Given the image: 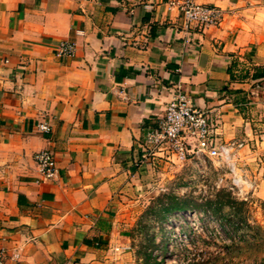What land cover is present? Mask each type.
Masks as SVG:
<instances>
[{"label": "crops", "instance_id": "obj_1", "mask_svg": "<svg viewBox=\"0 0 264 264\" xmlns=\"http://www.w3.org/2000/svg\"><path fill=\"white\" fill-rule=\"evenodd\" d=\"M182 1L0 0V248L19 254L8 264H134L130 210L170 161L142 141L178 92L217 140L242 142L238 164L264 199V79H251L264 66V0H192L220 16L188 27ZM64 41L73 55H56Z\"/></svg>", "mask_w": 264, "mask_h": 264}, {"label": "rangeland", "instance_id": "obj_2", "mask_svg": "<svg viewBox=\"0 0 264 264\" xmlns=\"http://www.w3.org/2000/svg\"><path fill=\"white\" fill-rule=\"evenodd\" d=\"M165 163L153 169L145 193L129 213L124 235L134 264H264V199L231 193L233 206L222 205L215 216V205L206 201L228 191L216 188L211 161L204 173L190 165ZM170 196L193 199L199 206L164 212Z\"/></svg>", "mask_w": 264, "mask_h": 264}, {"label": "built area", "instance_id": "obj_3", "mask_svg": "<svg viewBox=\"0 0 264 264\" xmlns=\"http://www.w3.org/2000/svg\"><path fill=\"white\" fill-rule=\"evenodd\" d=\"M180 9L185 27L193 23L199 26L214 25L220 16L217 9L195 4L192 0H183ZM74 49V44L64 41L61 42L56 55L71 56ZM37 129L44 133L51 132V126L44 122L38 123ZM242 145V142L217 140L207 114L195 108L180 92L167 103L164 114L157 123L146 129L142 141L146 153L163 151L170 161L175 158L179 163L188 164L199 173H204L207 160L211 161L217 172L216 188L226 189L245 199L248 195L255 194L260 180L246 166L238 164L236 151ZM34 160L45 179L49 180L57 175L56 163L50 149L37 151ZM257 162L264 170V159L260 157ZM18 260V252L8 255L5 249L0 248V264Z\"/></svg>", "mask_w": 264, "mask_h": 264}, {"label": "trees", "instance_id": "obj_4", "mask_svg": "<svg viewBox=\"0 0 264 264\" xmlns=\"http://www.w3.org/2000/svg\"><path fill=\"white\" fill-rule=\"evenodd\" d=\"M234 62L233 64H231V66H229L227 68L228 73L231 75V77H233V70L232 67L234 66ZM245 75V74H244ZM251 79L255 80V81H261L262 79H264V66L262 65H255L254 66V72L251 74ZM223 193H218L217 197L215 198V200H207L206 201V205L207 206H211V205H215V207L213 208L212 214L215 216H218L219 212L221 210L220 207L222 205H229L230 207L233 206V201H231L230 199V194L231 192L228 191L227 193L223 194L224 196H226L225 199H223L222 195ZM244 202H240L238 204L242 205ZM199 205L193 200V199H181V198H177L175 196H170L168 198V205L167 207H164L163 211L164 212H173V211H178V210H185V209H190V208H196ZM240 206L239 208H237V210H234L235 214H239L240 213ZM259 227H257L258 229Z\"/></svg>", "mask_w": 264, "mask_h": 264}]
</instances>
